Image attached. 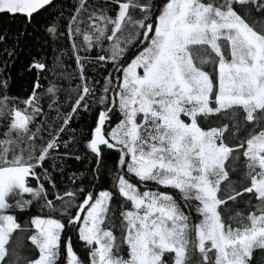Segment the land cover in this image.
I'll list each match as a JSON object with an SVG mask.
<instances>
[{
	"label": "snow or ice",
	"instance_id": "obj_1",
	"mask_svg": "<svg viewBox=\"0 0 264 264\" xmlns=\"http://www.w3.org/2000/svg\"><path fill=\"white\" fill-rule=\"evenodd\" d=\"M0 17L30 42L18 94L0 67V264H264V0H0ZM69 159L95 160L87 185Z\"/></svg>",
	"mask_w": 264,
	"mask_h": 264
},
{
	"label": "trees",
	"instance_id": "obj_2",
	"mask_svg": "<svg viewBox=\"0 0 264 264\" xmlns=\"http://www.w3.org/2000/svg\"><path fill=\"white\" fill-rule=\"evenodd\" d=\"M73 0H64V7L67 10ZM65 15H67V11L65 12ZM17 22L13 21L10 17H0V34L6 35V39L2 42H0V67L4 66V62L7 61L8 65L11 68V72L9 75L13 77L14 85L11 91V94L16 95L17 88H16V81H17V70L20 67V65L25 62L28 59L30 49L28 47V44L30 43L26 38H20L18 40L17 38ZM15 46V47H14ZM68 44L65 40L59 39L56 41L49 40L47 46L45 49L40 52V55L46 56L48 58V62L51 64L54 60V58L60 54V49L65 48L67 49ZM13 53V59L8 60V53ZM37 53L36 51H31V55L35 56ZM64 61L67 65V71L72 72L74 68V62L69 59L67 56L64 57ZM99 75H102L100 73ZM45 110L47 111V107L45 105ZM54 114V113H53ZM90 121V117H85V119L81 120L80 123L73 122L72 126L74 128L79 129L81 126L85 125L87 122ZM2 121H0V125H2ZM112 160L108 159L104 162V164L101 166V171L104 173L100 176L97 183L99 184V188H97V191L101 190L102 188H109L111 186V179L107 175V172L105 171V168L111 167ZM95 160H85L83 162L75 161L72 159H69L66 163V171H65V178H67L72 173L83 174L79 175V180L84 185L88 184L89 178H90V170L91 168L95 167ZM233 179H236V177H233ZM77 186H80L79 184ZM154 186V185H150ZM248 197L244 196L243 202L237 203L235 207L241 211H244L247 208V202ZM255 203V201H252ZM114 207L116 206V201H113ZM39 209H35V211H38ZM251 210V209H248ZM118 207H117V214H118ZM195 216V214H193ZM73 244L76 245V248L80 255H83V251L80 249L79 242L77 241L76 237L73 236ZM256 255H259L258 253Z\"/></svg>",
	"mask_w": 264,
	"mask_h": 264
}]
</instances>
